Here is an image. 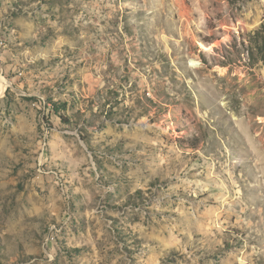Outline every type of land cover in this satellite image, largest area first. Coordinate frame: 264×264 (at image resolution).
Segmentation results:
<instances>
[{
    "label": "rangeland",
    "instance_id": "rangeland-1",
    "mask_svg": "<svg viewBox=\"0 0 264 264\" xmlns=\"http://www.w3.org/2000/svg\"><path fill=\"white\" fill-rule=\"evenodd\" d=\"M16 24L0 264H264V0H0Z\"/></svg>",
    "mask_w": 264,
    "mask_h": 264
},
{
    "label": "crops",
    "instance_id": "crops-1",
    "mask_svg": "<svg viewBox=\"0 0 264 264\" xmlns=\"http://www.w3.org/2000/svg\"><path fill=\"white\" fill-rule=\"evenodd\" d=\"M16 28H19L18 24L12 26L11 29H9L7 25L0 26V74L3 76L5 74L8 75V73H11L13 74V76L9 75L11 79L18 76L16 75L18 71H22L21 63L23 62L22 52L15 48L16 43L14 37H16ZM18 32L19 34L17 37H25V35L20 34V31Z\"/></svg>",
    "mask_w": 264,
    "mask_h": 264
},
{
    "label": "bare ground",
    "instance_id": "bare-ground-1",
    "mask_svg": "<svg viewBox=\"0 0 264 264\" xmlns=\"http://www.w3.org/2000/svg\"><path fill=\"white\" fill-rule=\"evenodd\" d=\"M198 43L204 48V49H207V50H210L211 47H209V45H206V44H203L201 41H198ZM9 84V82L4 79V77H1V74H0V94H2L6 88V86Z\"/></svg>",
    "mask_w": 264,
    "mask_h": 264
},
{
    "label": "built area",
    "instance_id": "built-area-1",
    "mask_svg": "<svg viewBox=\"0 0 264 264\" xmlns=\"http://www.w3.org/2000/svg\"><path fill=\"white\" fill-rule=\"evenodd\" d=\"M22 74V73H21Z\"/></svg>",
    "mask_w": 264,
    "mask_h": 264
}]
</instances>
